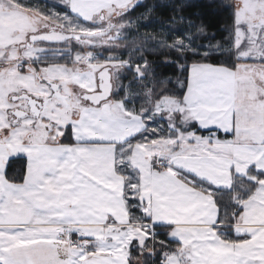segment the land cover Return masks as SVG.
Here are the masks:
<instances>
[{
	"label": "rangeland",
	"instance_id": "rangeland-1",
	"mask_svg": "<svg viewBox=\"0 0 264 264\" xmlns=\"http://www.w3.org/2000/svg\"><path fill=\"white\" fill-rule=\"evenodd\" d=\"M48 1L59 7L57 10L47 7L42 16L33 10L18 9L14 0H0V146L6 144L16 150L28 143L50 142L70 127L76 132L83 130L76 137L78 140L117 141L121 144L119 151L114 145H77L76 207L72 211L77 220L134 223L147 219L155 224H171L172 236L179 246L172 252L169 264H234L232 257L223 252L216 260L212 257L213 245L220 240L221 231L207 226L215 224L218 212L210 194L211 189L231 188L234 177L247 176L252 167L264 172V146L248 150L246 144L225 139L223 134L235 124L264 129V114L259 110L236 109L240 87L232 80L245 74L264 76V0L233 1L237 26L234 46L238 58L250 61L241 64L245 68L193 66L183 102L163 98L154 104L143 97L147 94L150 98L148 86L140 81L144 79L142 69L133 67L128 58L125 60L123 54L116 53L123 52L127 12L144 0H110L102 12L91 10L89 15L80 10L83 4L71 7L70 0ZM50 27L71 33L101 30L105 33L90 39L96 46L80 40L64 46L35 44L22 49L30 35ZM183 34L178 43L188 47L191 35ZM105 67L111 68L112 98L100 107L85 104L80 93L97 90L98 74ZM53 86L58 87L59 102L53 98ZM22 95L48 101L45 112L38 118L29 115L14 120L13 110L24 105L19 97ZM117 95H125L129 107L139 113L124 112L123 103L113 99ZM139 100L144 101L141 108ZM123 119L128 120V125ZM124 124L134 127L117 135L108 133L109 128L116 131ZM143 129L146 133L139 144L128 142ZM211 129H216L215 138L223 136L217 144L211 139L215 144L212 149L222 150L215 157L209 151L198 154L194 151L198 147L189 141L200 139L199 130ZM0 152L4 154L2 147ZM117 171L126 185L115 179ZM204 191L210 194L205 195ZM238 198L236 195L238 202L235 201L242 209L240 217L256 221L255 209L264 207V181L247 200L240 202ZM136 230L144 232L139 227ZM77 232L101 238L96 253L78 254L69 250L71 255H77V264H117L127 255L130 230L81 227ZM62 246L68 248L65 242ZM108 247L113 249L107 251ZM202 250L207 254L203 256ZM35 253L39 264H73L62 248L56 251L53 245H37L28 255L32 257ZM120 264H127L126 258Z\"/></svg>",
	"mask_w": 264,
	"mask_h": 264
},
{
	"label": "crops",
	"instance_id": "crops-1",
	"mask_svg": "<svg viewBox=\"0 0 264 264\" xmlns=\"http://www.w3.org/2000/svg\"><path fill=\"white\" fill-rule=\"evenodd\" d=\"M110 3V0H70L69 5L74 7L76 4H83L80 10L83 9L84 15H87L88 11L91 10L102 12L103 6ZM243 60L248 61L246 59ZM243 67L245 68L246 66ZM254 75L245 74L232 79L240 87L238 89L239 95L237 96L236 109L240 111L243 109L245 112L259 110V113L263 115L264 76L261 74L262 77L258 78V76ZM121 106L124 112H134L132 108L126 107L124 104ZM134 113L138 114L139 112L135 111ZM123 120L128 125V120ZM120 121L123 122L122 119ZM235 125L233 129L223 132L224 136H226L225 139H233L240 142V144L244 143L247 145L248 150L253 148V146H264V129H261V127L254 129L244 128L245 126L243 125ZM132 127L134 126H125L124 124L122 128L116 129V131L109 128L110 131L108 133L117 135ZM145 130L138 131L139 133L133 137ZM207 131L209 132L204 133L203 130H199L200 139L189 140L198 147L194 151H198V154L209 151L212 157L220 155L222 150L212 149L215 144L211 139H215L217 144L223 136L220 135L218 136L220 138L217 139L214 137L216 129L206 130L205 132ZM81 132L83 130L76 132L70 127V138L72 141L65 139L64 132L57 140L40 144L28 143L22 147L19 146L16 150H14V146L6 144L0 146L4 149V154L0 152V264H39L36 253L32 257L28 253L32 247L41 244L42 246L53 245L56 251L62 248L67 257L73 260L72 263L77 264V259H75L77 255H71L69 250L78 254L96 253L99 250V239H101L99 235L87 236L83 235L82 232H77V229L81 227H89V229L99 228L102 231L109 229V227L110 230L122 228L126 229V231H131L129 234V245L126 247L127 255L121 258L119 263L117 261V264H120L125 258L127 264H129L132 248L142 249L145 246L147 247L146 243L150 241L152 229L156 226L168 227L169 237L176 242L175 249L178 248L179 242L172 236L174 226L171 224H155L149 220L144 221L145 219L134 223L116 221L84 223L77 220V217L72 212L76 207L74 202V166L77 145L81 147L94 144L102 146L114 145L116 151L121 149L119 148L121 144L117 141L94 140L89 143L87 140H78V135H81ZM20 154H24L27 157L26 177L22 184H13L5 177V166L11 157ZM115 179L126 185L125 178L120 171L115 173ZM129 207H131L130 202ZM263 208L255 209V216H258L256 221L244 217L241 218L242 212L235 219L233 230L236 236L241 238L238 241H227L221 237L222 230L220 229L221 225L218 224L217 212L215 224L207 225L221 231L219 233L220 240L215 242L211 252L215 260L218 255L223 256L224 253L230 259L232 257L234 261L231 262L234 264H264V219L261 218L264 217ZM138 227L144 231L141 232L142 234L136 230ZM64 242L68 248L62 246ZM151 248L149 251H151ZM111 249L113 248L108 247L107 251ZM200 253L203 256L207 254L204 250ZM78 259L83 260L82 258Z\"/></svg>",
	"mask_w": 264,
	"mask_h": 264
},
{
	"label": "trees",
	"instance_id": "trees-1",
	"mask_svg": "<svg viewBox=\"0 0 264 264\" xmlns=\"http://www.w3.org/2000/svg\"><path fill=\"white\" fill-rule=\"evenodd\" d=\"M14 1L18 9L33 10L42 16L47 13V7L53 10L59 7L47 0ZM233 1L144 0L130 8L125 16L128 25L123 34V52L116 51V53L123 54L125 60L128 58L133 67L142 69L144 79L140 81L148 86L150 95L149 98L144 94L145 100L150 99L152 104L159 103L163 98H174L183 102L187 94L190 69L193 66L211 65L235 70L243 63H250L237 57L238 51L234 46L237 27L236 9ZM33 4L37 6L30 8L29 6ZM89 27L94 25L89 24ZM185 32L191 35L188 47H182L178 43ZM113 99L129 107L125 95H117ZM143 102V100L137 102L140 108L144 106ZM145 133L146 130L129 140V143H138L144 138ZM70 137V128H68L65 139L70 141ZM26 171L27 157L20 154L7 162L5 177L10 183L22 184L25 181ZM262 181H264V172L252 167L246 177L235 176L231 188L211 189L213 190L211 194L204 191L205 194L212 196L217 206L218 224L221 225V237L224 240L241 239L233 230L235 219L242 212L235 196H239L240 202L247 200L256 192ZM195 187L199 189V185ZM155 229L157 231L155 249L172 253L176 242L169 237V228L156 226ZM146 245L148 249L146 246L142 249L132 248L129 264L158 263L160 256L153 258L149 251L151 242L148 241Z\"/></svg>",
	"mask_w": 264,
	"mask_h": 264
},
{
	"label": "water",
	"instance_id": "water-1",
	"mask_svg": "<svg viewBox=\"0 0 264 264\" xmlns=\"http://www.w3.org/2000/svg\"><path fill=\"white\" fill-rule=\"evenodd\" d=\"M103 33H98L95 35H102ZM94 35V36H95ZM87 37L90 36H84L81 34H74V33H67L63 32L61 30H52L49 32H42V33H37L33 34L29 37V41L27 43V46H31V44H37V43H46V44H63L68 40L74 39V40H85ZM87 41V40H86ZM89 41V40H88ZM92 45H97L96 42H91ZM98 80H99V86H98V91L96 92H91V93H86L83 96V100L90 104L91 106H99L102 104L104 101H107L109 98H111L112 93H113V83H112V76L110 69L107 68L103 70L99 75H98ZM53 92H58V87L53 86ZM22 98H26L27 100H30L31 97L24 95ZM46 106V103H45ZM13 116L16 119H22L24 118L27 113L22 111V110H15L12 112ZM37 114V116H39Z\"/></svg>",
	"mask_w": 264,
	"mask_h": 264
},
{
	"label": "flooded vegetation",
	"instance_id": "flooded-vegetation-1",
	"mask_svg": "<svg viewBox=\"0 0 264 264\" xmlns=\"http://www.w3.org/2000/svg\"><path fill=\"white\" fill-rule=\"evenodd\" d=\"M61 30V31H63L64 32V30H62L61 28H58V27H50L49 29H44V30H41L40 32H38V33H42V32H49V31H52V30ZM103 30H101V31H99V32H102ZM108 31V30H107ZM68 32V31H67ZM71 33V32H70ZM103 33H105V32H103ZM96 34V32L95 33H91V34H86V33H81V35H84V36H90V37H87L86 39H85V43L86 44H90V45H92V41L90 40V39H92V38H96V37H98L99 35H95ZM95 35V36H94ZM31 36V35H30ZM29 36V37H30ZM101 36V35H100ZM84 40V39H83ZM89 40V41H88ZM70 41H72V42H76V43H78V42H81L80 40H74V39H72V40H69V41H67V42H70ZM78 41V42H77ZM67 42H65V43H63V44H51L52 46H64ZM88 42V43H87ZM26 44H27V42H26ZM45 45H50V44H45ZM32 46V45H31ZM92 46H95V45H92ZM105 69H107V68H104V69H102L100 72H99V74L103 71V70H105ZM98 74V75H99ZM98 86H99V81H98ZM97 90H98V88H97ZM96 90V91H97ZM87 92H81L80 93V95H79V97L83 100V96H84V94H86ZM53 98H55L58 102L60 101V99H61V97H60V95H59V93H57V92H55L54 93V95H53ZM59 98V99H58ZM20 101H22V103L24 104V105H22V107H20V108H15L14 110H16V109H20V110H22V111H24V112H27L28 114H27V116H29V115H31V116H33V117H35V118H38L41 114H43L44 112H45V110H46V108H45V102H34V101H28V100H20ZM64 101V100H63ZM17 102H19V101H17ZM65 102V101H64ZM40 113V115L39 116H37V114H39ZM14 120H16L15 118H14ZM21 120V119H20Z\"/></svg>",
	"mask_w": 264,
	"mask_h": 264
},
{
	"label": "built area",
	"instance_id": "built-area-1",
	"mask_svg": "<svg viewBox=\"0 0 264 264\" xmlns=\"http://www.w3.org/2000/svg\"><path fill=\"white\" fill-rule=\"evenodd\" d=\"M168 255L165 256L164 259L160 260L158 264H167Z\"/></svg>",
	"mask_w": 264,
	"mask_h": 264
}]
</instances>
